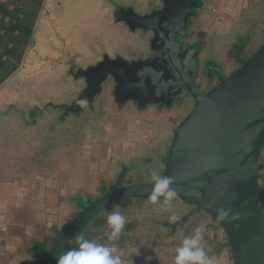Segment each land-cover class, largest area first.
<instances>
[{"label": "water", "instance_id": "95a60500", "mask_svg": "<svg viewBox=\"0 0 264 264\" xmlns=\"http://www.w3.org/2000/svg\"><path fill=\"white\" fill-rule=\"evenodd\" d=\"M109 1L113 24L132 33H150L147 52L132 56L104 50L90 64L66 63L67 77L82 81L83 86L69 100L50 99L34 110L55 115L50 128L56 134L70 122L80 123L85 115L95 113L109 89L121 106L191 107L174 129L167 153L159 158L160 177L171 181L175 198L193 208L178 219L155 222L173 235L202 211L225 232L232 264H264V43L228 75L224 66L209 63L215 61L209 54L200 62L199 57L209 51L200 38L186 41L191 17L203 0H160L159 6L143 12L133 3ZM248 43L235 44L232 52L247 48ZM199 75L217 78L218 83L203 90L197 83ZM84 100L87 103L81 106ZM133 170L134 165L123 164L117 180L104 185L98 196L73 198L79 212L52 247L31 264L63 261L87 227L117 203L150 200L156 181L126 184Z\"/></svg>", "mask_w": 264, "mask_h": 264}, {"label": "crops", "instance_id": "0c3cea01", "mask_svg": "<svg viewBox=\"0 0 264 264\" xmlns=\"http://www.w3.org/2000/svg\"><path fill=\"white\" fill-rule=\"evenodd\" d=\"M67 1L81 3L83 8L73 12L65 10L61 19L52 15L51 0H45L22 69L0 86V133L3 135H0V141L3 144L8 128H13V132L15 128H50L51 114L52 120H47V114L39 117L28 113L32 118H25L27 107L34 108L37 102L50 99L68 100L83 86L82 81L65 79L61 68L63 62L64 65L67 63V57L72 56L76 63L84 65L98 60L104 50L110 53L121 50L132 56L147 50V38L126 28H116L112 23L113 10L108 0ZM121 1L135 4L142 12L160 2ZM261 1L263 5L264 0H219L220 11L212 9L208 22L201 15L209 10L204 5L198 23L194 24L200 31L199 37L205 44L215 45V37L235 36L236 32L232 33V30L239 27L242 16H251L258 11L264 15L262 8L256 10L254 7V2L259 4ZM210 6L213 7L210 4V9ZM103 23L110 34L97 30ZM246 27L252 30L250 23ZM177 126L171 116L156 108L139 110L131 104L120 107L107 92L96 113H88L82 122H70L61 129V142L55 144L42 166L25 171L6 170L2 145L0 264H31L52 247L79 212L73 198L98 196L104 185L117 179L123 164L137 161L142 151H151L150 140L159 134L162 136L160 156L166 154ZM69 128H77V134H69L74 131ZM152 164L154 170L163 165L159 157Z\"/></svg>", "mask_w": 264, "mask_h": 264}, {"label": "rangeland", "instance_id": "374dc122", "mask_svg": "<svg viewBox=\"0 0 264 264\" xmlns=\"http://www.w3.org/2000/svg\"><path fill=\"white\" fill-rule=\"evenodd\" d=\"M67 2L66 0H51L50 11L52 15L55 16V18H64L65 10L73 12L79 8H83L81 3H76L73 1ZM108 3L110 4L109 0ZM210 4L213 6H210L211 9L209 8ZM261 4L262 1L259 4L254 2L255 9L257 10L258 8H262L264 10V4ZM159 5L160 2L155 6ZM219 5V0H206L205 7H207L209 10L201 14L204 16L203 18L207 20L209 17L210 19L212 17L211 14H213V10L215 12H219ZM261 16L263 18L262 20L264 21V15ZM208 21L209 20H207V22ZM115 26H117L116 28H124L121 27L122 25ZM97 30L100 33H109V29L106 27L105 23L100 25V28H97ZM192 33L193 35L190 40L195 41V39L199 37L200 31L197 29V27H195ZM137 35L139 37L146 38V36L150 35V33L139 32ZM263 43L264 30L262 29L255 33V37H253L250 41L249 47L247 48V58L253 55ZM69 57L65 59L67 63L74 60L72 56ZM55 63L56 62H54V64ZM235 64L236 63L233 62V64L230 65L228 70L230 71L229 74L240 66ZM22 65L23 62L16 71H20L22 69ZM67 67L68 66L64 65V67L61 68V71H63V75L66 77L65 79H69L71 80L70 82H72L73 79L71 77H67L66 75ZM53 71H55V68ZM16 75L18 76V73L15 74V76ZM211 88V86H207L205 87V90L208 91ZM8 89H10V86H8ZM43 105L44 102H37L34 108H25V111L27 112L24 114L26 115L25 118H32V116H28V113L37 116L39 115L40 117V114H38V112L34 109L38 107L42 108ZM190 110L191 107L189 106L182 108L180 117L173 119L176 120L177 125H179V123L185 118ZM45 116H48L47 120H52L50 119L49 114ZM167 116H171V118H173V115L171 114H168ZM52 117L56 118L55 115ZM12 130L13 128L6 129V132L4 133V144L2 141H0V152L2 145H4L5 169L10 171L14 169L25 171L31 168H38L42 166L41 164L44 163V160L47 158V156L52 153V149L54 148L55 144L57 145L59 142H61L59 140L60 133L58 132L53 134L52 128H15V132ZM72 132H75V129ZM69 134H71V132ZM160 170L161 171L158 172L141 171L140 173H135L130 177L128 182L146 179L153 180V174H156L157 176L159 175V177L162 175L163 170ZM190 208V206L186 205L179 198H174L167 205L163 204V200L157 201L155 204H153L150 200H124L114 205V207H111L107 213V215H109L112 211L118 209L121 214L125 216L126 223L120 234V238L117 241L108 240L107 237L111 232V227L108 225L107 221H105L104 225L94 234L96 238H94L92 242L98 245L116 247V255L121 257L122 264H175L177 249L182 246L183 239L187 236L194 235L197 229H202L203 239L201 241V246L204 248L209 258L213 261V264H232L230 248L227 245V236L222 228H219L218 230L214 229V227L212 228V225L217 226L218 223L215 222L208 214L202 212L196 215L191 220V222L188 223L186 229L178 232L174 237H169V230L159 227L155 222L156 220H162V218L166 216L171 218H179L183 213L189 211Z\"/></svg>", "mask_w": 264, "mask_h": 264}, {"label": "trees", "instance_id": "16d2710c", "mask_svg": "<svg viewBox=\"0 0 264 264\" xmlns=\"http://www.w3.org/2000/svg\"><path fill=\"white\" fill-rule=\"evenodd\" d=\"M44 1L45 0H0V86L23 62L25 53L32 41L36 22L43 8ZM157 110L166 115H173V119L179 118L182 112V108H174L171 110L157 108ZM109 210L110 208L100 214L95 221L87 227L74 247L72 254L79 249L82 241L87 240L92 242L93 239L96 238L94 234L104 225V222L107 221V213ZM72 254L58 264H68L69 259L73 258Z\"/></svg>", "mask_w": 264, "mask_h": 264}, {"label": "flooded vegetation", "instance_id": "af4514ba", "mask_svg": "<svg viewBox=\"0 0 264 264\" xmlns=\"http://www.w3.org/2000/svg\"><path fill=\"white\" fill-rule=\"evenodd\" d=\"M205 3H206V0H203L202 6L198 9L197 13L194 16L191 17V34L189 35V37L186 38V41L189 42V43H193L194 42V40L191 41L190 38L193 35L192 32H193L194 28L196 27L195 25L198 23L197 22L198 16H199V14H201L202 8L205 5ZM261 15H262L261 12L258 11L256 14L251 15V16H248V15L242 16V18H240V23L238 24L239 27H236V29L234 28V30H232V33H234L233 31H235L236 35L234 36V34H233L230 38H229L230 34L229 35H225V36L221 35L219 37H215L214 38V44L215 45L205 44L202 41L201 37H198V38L201 39V42L203 43V45L204 46L206 45V48L209 45V51L206 54L204 53L203 55H201L199 57L200 62H203L204 58L206 57V55L209 54V56L211 58L215 59V61L209 60V63L210 64L216 63L218 66H220V65L224 66L225 72L229 75L230 71H228V70L230 68V65L233 64V62L236 63L235 65H240L243 60L247 59L246 54H247V51H248L247 48L249 47V44H250V41H251L250 38L251 37L252 38L255 37V33H257L258 31H260L262 29L264 30V28H263L264 27V21L262 20L263 18H262ZM247 23H250L252 25V28H251L252 30H250V29H248L246 27ZM141 35L144 36L143 34H141ZM244 36H245V39H244ZM232 37H234V38H232ZM146 38L148 39V36H146ZM239 39H240L241 42L238 41ZM242 39H243V41H242ZM226 41H229V43H226ZM246 41L249 42L248 45H247V48H242V49L241 48H237V49L234 50V52H232V49L234 47H236L235 44L239 43V45H244L246 43ZM147 50H148V48H147ZM147 50H146V52H147ZM197 83L199 85H202V87L204 85L203 90H205V87H207V86L214 87L218 83V79L215 78L214 80H208V79L204 78L202 75H199V77L197 78ZM109 91H110V89H109ZM109 91H108V93H109ZM112 99H113V97H112ZM191 102H193V100H191ZM131 105H133L137 109H139L138 106H136L134 104H131ZM119 106L123 107L121 105H119ZM150 108H156L157 109V108H161V107H159V106H155L154 107L153 106V107H150ZM161 109H169V110H171V109H174V108H161ZM178 109H180V108H178ZM139 110H141V109H139ZM96 112H97V110H96ZM86 116L87 115H85L83 117V119L86 118ZM96 118H98V117L96 116ZM71 129H75V128H69L68 130L71 131ZM76 130H77V128H76ZM76 130H75V132H76ZM75 132H71V133L73 135H76L77 133H75ZM161 137L162 136L160 134L155 136V137H153L150 140V143H149L151 151L149 153H144V151L140 152L138 156L141 157V158H138L137 161H133V162L129 163V164L134 165L136 170L130 171L128 173V175L126 176V179H125V183L126 184L138 183V182H143V181H155V180L146 179V180H141V181L128 182L130 177L133 174H135V173H140L141 171H147V172L156 171V172H158V171H161L160 169L163 170V165H159V167L156 170L152 169V166H153L152 163L154 161L158 160V157H161L160 156L161 153H162L161 152V148H160V146L162 145V140L160 139ZM153 144L156 145L155 148L153 147ZM156 150H157V152H156ZM149 160L151 162H149ZM129 164H127V165H129ZM140 200H142V199H140ZM158 201H160V200H158ZM190 207L193 208V206H190ZM187 212H189V211H187ZM187 212H185L183 214H186ZM199 213H202V211H200ZM199 213L195 214L193 216V218L196 215H198ZM166 218H170L172 220L178 219V218H171V217L166 216V217L162 218V220H164ZM158 221H161V220H158ZM187 225H186V227H187ZM158 226L161 227V224H158ZM186 227H185V229H186ZM163 229H168L169 230V232H168L169 237L170 236L174 237L178 232L185 230V229L179 230L176 234L171 235L170 234L171 233V229H169L167 227H163Z\"/></svg>", "mask_w": 264, "mask_h": 264}, {"label": "clouds", "instance_id": "9594fccd", "mask_svg": "<svg viewBox=\"0 0 264 264\" xmlns=\"http://www.w3.org/2000/svg\"><path fill=\"white\" fill-rule=\"evenodd\" d=\"M81 101L80 104H86ZM156 181L155 191L150 194L153 204L163 197V204H169L176 196V191L169 187L171 181L168 178H161L153 174ZM107 223L111 227L108 235L109 241H117L125 227V216L117 209L112 211L107 217ZM203 239L202 229H197L194 235L183 239L182 246L177 249L175 264H213L204 248L201 246ZM117 249L114 246L98 245L91 241H82L77 251L73 252L68 264H122L121 257L116 255Z\"/></svg>", "mask_w": 264, "mask_h": 264}]
</instances>
